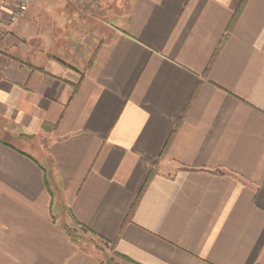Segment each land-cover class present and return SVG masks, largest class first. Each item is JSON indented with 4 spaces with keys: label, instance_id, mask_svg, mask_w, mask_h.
I'll use <instances>...</instances> for the list:
<instances>
[{
    "label": "crops",
    "instance_id": "0c3cea01",
    "mask_svg": "<svg viewBox=\"0 0 264 264\" xmlns=\"http://www.w3.org/2000/svg\"><path fill=\"white\" fill-rule=\"evenodd\" d=\"M76 225L264 264V0H31L0 35V264H100Z\"/></svg>",
    "mask_w": 264,
    "mask_h": 264
},
{
    "label": "rangeland",
    "instance_id": "374dc122",
    "mask_svg": "<svg viewBox=\"0 0 264 264\" xmlns=\"http://www.w3.org/2000/svg\"><path fill=\"white\" fill-rule=\"evenodd\" d=\"M73 230L78 238L77 243L81 244L85 248H88L99 255L100 259L115 258L116 261L123 263L118 257L114 256V247L107 244L103 240L95 237L88 231L83 230L81 227H74Z\"/></svg>",
    "mask_w": 264,
    "mask_h": 264
},
{
    "label": "built area",
    "instance_id": "2783aa9c",
    "mask_svg": "<svg viewBox=\"0 0 264 264\" xmlns=\"http://www.w3.org/2000/svg\"><path fill=\"white\" fill-rule=\"evenodd\" d=\"M10 5L9 14L2 18L0 15V35L7 33L28 10L31 0H4Z\"/></svg>",
    "mask_w": 264,
    "mask_h": 264
},
{
    "label": "trees",
    "instance_id": "16d2710c",
    "mask_svg": "<svg viewBox=\"0 0 264 264\" xmlns=\"http://www.w3.org/2000/svg\"><path fill=\"white\" fill-rule=\"evenodd\" d=\"M150 177H151V175H150ZM150 177L148 178V181H149ZM81 228L85 231H89V229L84 225H81ZM68 231H70V233H72V237L77 241L78 238L76 237L74 231L70 230V229H68ZM103 241L106 242L107 244L112 245V246L114 245L113 243L109 242L106 239H103ZM114 256L118 257L123 263L116 261L115 258H110V259H106V260L100 262V264H139V263L133 261L132 259H130L129 257H127L121 253H118L116 251L114 252Z\"/></svg>",
    "mask_w": 264,
    "mask_h": 264
}]
</instances>
